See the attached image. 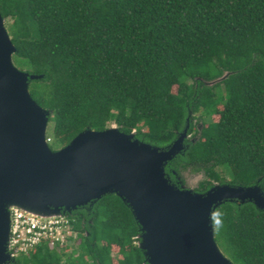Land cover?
I'll return each instance as SVG.
<instances>
[{
    "label": "trees",
    "instance_id": "1",
    "mask_svg": "<svg viewBox=\"0 0 264 264\" xmlns=\"http://www.w3.org/2000/svg\"><path fill=\"white\" fill-rule=\"evenodd\" d=\"M0 11L14 64L40 75L29 88L50 111L51 142L115 124L165 147L189 123L166 165L174 183L190 172L204 176L198 192L264 190V0H0ZM63 214L78 238L70 251L43 239L7 264H149L116 193ZM213 219L234 264H264V209L228 200Z\"/></svg>",
    "mask_w": 264,
    "mask_h": 264
},
{
    "label": "water",
    "instance_id": "2",
    "mask_svg": "<svg viewBox=\"0 0 264 264\" xmlns=\"http://www.w3.org/2000/svg\"><path fill=\"white\" fill-rule=\"evenodd\" d=\"M5 22L0 11V264L14 259L13 208L61 216L110 193L132 209L149 264H234L215 239L213 213L228 200L264 209L262 187L217 183L198 192L174 183L166 165L185 149L189 123L165 147L114 125L86 129L53 150L47 139L50 111L29 88L40 75L14 64L17 49Z\"/></svg>",
    "mask_w": 264,
    "mask_h": 264
},
{
    "label": "built area",
    "instance_id": "3",
    "mask_svg": "<svg viewBox=\"0 0 264 264\" xmlns=\"http://www.w3.org/2000/svg\"><path fill=\"white\" fill-rule=\"evenodd\" d=\"M49 143L51 138L47 137ZM65 228L70 229L69 220L62 214L55 217H42L29 213L20 208L12 209V229L10 238V251L18 255L21 251L28 252L43 239L57 243L54 240L57 233Z\"/></svg>",
    "mask_w": 264,
    "mask_h": 264
},
{
    "label": "rangeland",
    "instance_id": "4",
    "mask_svg": "<svg viewBox=\"0 0 264 264\" xmlns=\"http://www.w3.org/2000/svg\"><path fill=\"white\" fill-rule=\"evenodd\" d=\"M16 65L19 67V65L17 63H16ZM114 125L115 124H113L112 126H114ZM52 129H53V122H50L48 125V133H51ZM50 145H52L55 149H60V146L58 145V143L56 141L50 142ZM184 176L186 177V184H185L186 188H192L194 190L197 187L199 181L202 180L204 177L202 173H190V172H185ZM52 217H55V216H52ZM55 237L56 238H53V239L56 241H59V247L64 249V250L66 249L68 251H70L72 249V247H74V245L77 244L74 242L75 239L78 240L77 233L74 232L72 229L70 230L67 228H65V231L63 230L62 233H57L55 235ZM69 237H71V238H69ZM69 239H72V240L70 241ZM54 242H50V245L55 246L57 243H54ZM65 244H67V247L63 248V245H65ZM16 256H17V254H16Z\"/></svg>",
    "mask_w": 264,
    "mask_h": 264
}]
</instances>
